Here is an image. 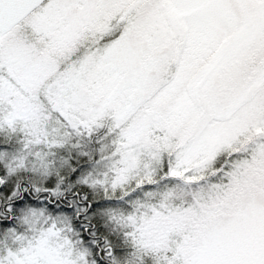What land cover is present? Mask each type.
Listing matches in <instances>:
<instances>
[{
  "label": "snow or ice",
  "instance_id": "1",
  "mask_svg": "<svg viewBox=\"0 0 264 264\" xmlns=\"http://www.w3.org/2000/svg\"><path fill=\"white\" fill-rule=\"evenodd\" d=\"M0 264H264V0H0Z\"/></svg>",
  "mask_w": 264,
  "mask_h": 264
}]
</instances>
